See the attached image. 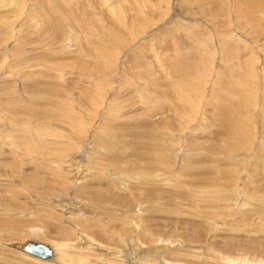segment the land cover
Segmentation results:
<instances>
[{
  "label": "rangeland",
  "instance_id": "374dc122",
  "mask_svg": "<svg viewBox=\"0 0 264 264\" xmlns=\"http://www.w3.org/2000/svg\"><path fill=\"white\" fill-rule=\"evenodd\" d=\"M32 240L264 264V0H0V264Z\"/></svg>",
  "mask_w": 264,
  "mask_h": 264
},
{
  "label": "bare ground",
  "instance_id": "6f19581e",
  "mask_svg": "<svg viewBox=\"0 0 264 264\" xmlns=\"http://www.w3.org/2000/svg\"><path fill=\"white\" fill-rule=\"evenodd\" d=\"M41 232V231H40ZM42 233V232H41ZM32 241H34V242H39V243H43V244H46L47 245V247L48 248H50L51 249V251H52V256H51V258H49V259H41V258H38V257H35V256H32V255H30V254H28V253H26L24 250H23V247L22 246H24V243L25 242H27V241H24V242H22L21 244H16V246H15V249H17V251L19 250V252L21 251V253H23V254H25V256L26 255H28V256H30V257H32V258H35L36 260H38L39 262H41L42 264H59L60 262H61V264H65V262L63 263L62 262V259L64 258V255H65V253L63 254L62 252H64V249H67V248H70V249H72V247H74L75 246V244H78L77 242H75V243H70V244H64V243H48V242H44V241H41V240H32ZM51 242H53V241H51ZM75 248V247H74ZM81 248H83V247H78V249H81ZM73 251H75V252H77V251H79V250H75V249H72ZM133 250V249H132ZM132 250H131V252H132ZM70 251V250H69ZM85 252V251H84ZM131 252L130 253H126L125 252V250L124 251H120L117 255H116V259H117V257H118V259H120L121 261H122V264H138L137 262H135L134 261V258L132 257V254H131ZM68 254V253H67ZM80 254V253H79ZM85 254H86V252H85ZM125 254H126V256H125ZM73 254H71V256H72ZM53 257H55L54 259H53ZM65 257H66V255H65ZM79 257L81 258V256L79 255ZM85 257V256H84ZM83 257V258H84ZM82 258V259H83ZM85 259V258H84ZM86 261H87V259H86ZM231 262V261H230ZM119 263V262H118ZM228 263V262H227ZM120 264V263H119Z\"/></svg>",
  "mask_w": 264,
  "mask_h": 264
},
{
  "label": "water",
  "instance_id": "95a60500",
  "mask_svg": "<svg viewBox=\"0 0 264 264\" xmlns=\"http://www.w3.org/2000/svg\"><path fill=\"white\" fill-rule=\"evenodd\" d=\"M22 247L26 253L41 259H49L52 256L51 249L43 243L27 241Z\"/></svg>",
  "mask_w": 264,
  "mask_h": 264
}]
</instances>
